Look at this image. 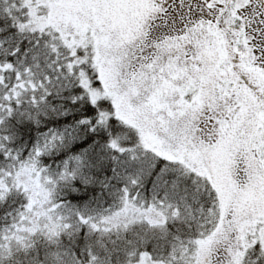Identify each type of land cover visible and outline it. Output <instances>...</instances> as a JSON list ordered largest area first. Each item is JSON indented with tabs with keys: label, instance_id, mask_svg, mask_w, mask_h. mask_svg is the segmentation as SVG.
<instances>
[{
	"label": "snow or ice",
	"instance_id": "snow-or-ice-1",
	"mask_svg": "<svg viewBox=\"0 0 264 264\" xmlns=\"http://www.w3.org/2000/svg\"><path fill=\"white\" fill-rule=\"evenodd\" d=\"M0 264H264V0H0Z\"/></svg>",
	"mask_w": 264,
	"mask_h": 264
}]
</instances>
